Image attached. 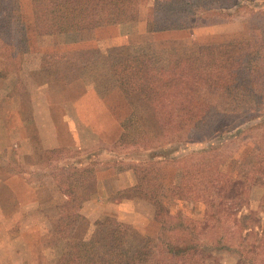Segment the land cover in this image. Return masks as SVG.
I'll return each mask as SVG.
<instances>
[{
    "label": "rangeland",
    "instance_id": "obj_1",
    "mask_svg": "<svg viewBox=\"0 0 264 264\" xmlns=\"http://www.w3.org/2000/svg\"><path fill=\"white\" fill-rule=\"evenodd\" d=\"M210 1L214 5L213 10L203 15L191 16V20L186 23L191 24L189 27L153 32L155 34L148 41L152 44L151 51L147 52L150 63L160 72L175 57L191 54L201 45H215L234 40L247 41L250 44L256 85L253 91L204 88L194 85L188 90L184 103L186 119L190 118L189 113L195 108L196 102L211 105L217 113L210 127L196 135L189 132L188 123L185 122L177 134L163 137L153 116H151L154 121L153 129L151 130L152 127L148 125L147 133L140 134L139 131H142V127H146L149 122L148 118L145 122L143 117L127 115L130 111L122 108L121 111L125 115L120 114L117 118L132 130V133H127L129 139H132L130 141L123 134L128 143L132 144L142 135L147 137L146 142L139 141L136 145L120 144L118 146L113 143L103 144L81 151L71 148H45L51 147L53 141L50 139L56 137V134L63 138L67 137L68 133L64 130L65 125L62 122L64 117L47 116L44 114V108L36 109L38 114L32 115L34 110L28 108L27 102L31 105L34 101L19 100L17 97L19 92L23 93V96H25L24 93H32L34 85L32 81L26 84L17 83V67L9 82L2 81L0 77V264H43L60 254L64 255L62 252L66 250L89 263L101 264L108 260V252L112 251V247L107 239L106 242L105 237H111L112 228L109 223L117 224L116 218L114 220L106 216L104 222L108 223L99 225V231H97V224L93 229L89 227L90 221H82V225L79 226V221L75 220L74 223L72 222L74 227L71 228L69 225L71 222L68 224L69 221L65 219L69 218L72 212L64 210L68 205L61 200L60 191L64 190L70 195L77 192L80 197H83L90 192L85 187L93 188V181L78 186L74 176H70L74 180L70 179L69 174L80 168L73 165L79 160L84 159V161L87 160L85 163H88L90 159L98 165L119 169L127 168V165L132 163V161H122L121 158L124 155L135 156V159L140 157L141 160L136 159V162L149 163L148 160L159 159L164 154L176 157L182 152L211 146L214 148L213 152L219 168L225 173L237 176L241 169L247 168V161L250 160L253 152L264 149V125L251 127L253 121L264 120V0H249L244 4H240L239 0H232V2L225 0L230 8L228 11L221 12L217 10L221 4L218 0ZM152 4L153 0L139 1L138 9L145 15V20L153 10ZM12 5L5 4V10L7 11L9 7L13 8ZM13 18L12 16L9 21L12 23L10 28L6 18L0 19V40L2 38L4 41L7 38L2 37V34H12V31L15 32L13 29H17ZM31 33V31L27 32L26 45L35 44ZM42 37L41 46L46 51L55 45V42H60L57 38L52 40L49 35ZM79 37L81 38L79 41L71 42L80 43L82 39L86 42H94L92 36ZM16 38L17 35L13 40ZM139 41L142 39H138V43ZM131 42L133 43L132 40L129 43ZM16 43L17 40L14 41V44ZM140 52H144L142 47L124 49L116 53L112 59L116 63L124 59L140 57ZM48 53L50 52H43L42 69L36 76L40 82L36 84V96L45 93H61L66 89L64 83H56L62 78L59 68L51 63L53 59ZM101 77L102 74L97 75L91 69L89 75L79 76V82H72L67 90L81 91L83 87L79 84L80 79L83 78L85 82H89L90 79L97 84L96 81ZM63 80L71 82L75 79L73 76H66ZM77 84H79L78 87ZM39 101L36 100L37 103ZM256 115H259L256 120L249 119ZM129 118L132 120L127 122ZM53 124H56L55 126L61 131L50 132L49 129L53 127ZM136 126L140 129L139 131L135 128ZM208 142L212 144L209 145ZM152 154H155L157 158H150ZM201 156L196 154L193 158L199 160ZM98 159L101 161L99 162ZM158 164L162 169L157 182H145L142 185L156 201V205L152 201L148 203L155 208V221L170 225L178 220L177 217H180L186 225L195 227L199 252L191 257L196 264H264V185L252 186L248 191L249 199L243 202L239 214L247 227L243 234L245 241L252 244L250 247L245 245L239 248L241 254L244 252L245 254L237 256L235 251L238 248L239 234L231 229L224 216L219 218L220 222H213L210 217L212 211L208 205V197L192 204L184 202L179 195L178 162H157L154 166ZM92 165L90 162L88 166L93 170ZM37 185L39 193L33 195L32 190L36 189ZM123 210L127 213V220L136 217L137 212L139 220L149 214L148 209L141 205H126ZM150 224V226L147 225V233H154L155 228L152 223ZM115 228L116 230L113 231L122 232L124 236L131 235L132 239L121 246V253H133L139 247V243L144 240L141 239L143 235H146L145 228L142 230L137 225L126 221H119ZM69 234L70 243H65L66 236ZM90 239L91 241L97 239L99 242L93 243ZM216 240L220 241L221 247L216 246ZM153 241H155L153 247L156 250L152 255H155V260L149 264H180L182 260L160 254L162 247L158 237ZM205 243L212 244L214 247L206 248ZM129 262L123 260L125 264Z\"/></svg>",
    "mask_w": 264,
    "mask_h": 264
},
{
    "label": "trees",
    "instance_id": "obj_2",
    "mask_svg": "<svg viewBox=\"0 0 264 264\" xmlns=\"http://www.w3.org/2000/svg\"><path fill=\"white\" fill-rule=\"evenodd\" d=\"M139 1L31 0L35 31L39 35H48L134 21L138 17ZM218 1L221 3L217 7L218 12L228 11L229 3L225 0ZM248 1L239 0L240 4ZM152 7L153 10L145 21L148 32L187 28L191 25L186 24L191 20V16L212 11L214 5L210 0H153ZM249 45L247 41L240 40L201 45L191 54L179 55L172 59L164 66L162 72L152 66L148 55L118 61L114 64V70L125 90L136 91L145 99L163 137L177 134L185 122L188 123L189 132L196 135L210 127L217 113L211 105L196 102L195 108L189 113L190 118L186 119L184 103L188 90L194 85L204 88L253 91L256 85L253 56ZM258 117L259 115H256L249 119L256 120ZM253 122L251 127L264 125V120ZM139 141L146 142L147 137L142 135L133 142L134 144H129L122 134L115 145H136ZM208 144L211 145L212 142ZM213 149L209 146L205 149L182 152L176 157L164 154L159 159H155L157 156L152 154L150 158L155 160H148L149 163L136 162V159L141 160V158L135 159V156L124 155L121 160L132 161L127 168L134 172L138 183L121 191L119 198H143L156 205L155 198L142 187L143 183L157 182L162 167L160 164L154 166L155 163L178 162L179 195L184 202L192 204L208 197V205L212 211L210 217L213 222H220L219 218L224 216L231 229L238 232L239 241L235 254L242 256L245 252L241 254L239 248L245 245L250 247L252 243L245 241L243 233L247 227L239 214L244 200L249 199L248 191L251 187L264 185V149L253 152L250 160L247 161V168L241 169L237 176L225 173L219 168ZM196 154L202 155L199 160L193 158ZM89 162L93 164L92 160ZM70 176H74L75 180ZM69 177L78 186H83L92 181L93 170L88 166L86 169L69 174ZM85 189L92 190L88 189V186ZM177 219L174 224L161 223L158 232V241L162 247L160 254L182 260L180 264H196L191 257L199 252L195 227L186 225L180 217ZM123 236L122 232H112L113 252L117 253L120 250ZM219 240L215 243L218 247L221 244ZM153 244L155 245V241L146 238L135 250V260L150 262L153 251L156 250ZM204 247L213 248L214 245L205 243ZM57 264L94 263L73 256H63Z\"/></svg>",
    "mask_w": 264,
    "mask_h": 264
},
{
    "label": "crops",
    "instance_id": "obj_3",
    "mask_svg": "<svg viewBox=\"0 0 264 264\" xmlns=\"http://www.w3.org/2000/svg\"><path fill=\"white\" fill-rule=\"evenodd\" d=\"M5 4H13V8L9 7L6 11ZM12 16L14 17V23L17 24V29H13L15 32L12 31V34H2V37L5 36L7 38L4 41L2 38L0 40V77L2 81L6 80L9 82L10 78L14 75V69L17 67L16 78L18 82H16L26 84L32 81L31 83L34 85L32 93H24L25 96H23V93L19 92L17 97L19 100L27 99L34 101L31 105L27 102L28 108H33L34 110L32 115L38 114L36 109L44 108V114L47 116L64 117L62 122L65 125L64 130L68 133L67 137L63 138L56 134V137L50 139V141H53L51 147L45 148H71L81 151L103 144L111 145L113 143L115 145L121 134H125L129 141L132 140L127 136V133H132V130L123 125V122L117 118L120 114H124L121 111L122 108L130 111L127 112V115H131L132 117H143L145 122H147L146 118H148L149 122H147L146 127H142V131H139L140 129L137 128L140 125L135 127L140 134L143 132L147 133L148 125L152 127L151 130L153 129L154 121L151 118L153 113L150 106L138 92L125 90L118 74L114 70L115 62L113 60L116 53L124 49L130 50L131 48L135 49L138 47L143 48L144 52H140L141 55L149 56L147 52L151 51L150 47H152V44L148 41L151 40V36L155 33L146 30L145 15L141 12L138 13L137 21L48 34L52 40L57 38L60 41L55 42V45L51 46L48 51L44 50L41 46L43 35H39L35 31L31 0H0V19L6 18L9 28L10 24L12 25V23H9ZM28 31L32 32L31 35L34 36L35 44H25ZM15 35H17L15 39L17 40L16 44H14L15 40H13ZM79 36H92L94 42H86L83 41L84 39L80 43L71 42L73 40L79 41L81 39ZM138 39L147 42L143 43L139 41L138 43ZM9 40L13 42L11 43ZM131 40L133 43H129ZM43 52H50L48 54H51V58L53 59L51 63L59 68V74L62 79L56 81V83L65 84L66 89L64 92L45 93L36 96V84H40L36 76L40 74L42 69ZM3 69H6V71L3 72ZM91 69L97 75L102 74L101 79L96 81L97 84L94 81H90V79L89 82H85L82 78L79 84L83 87V90L77 92L67 90L72 82H79V76L83 74L89 75ZM66 76H73L75 80L71 82L64 81L63 79ZM79 84L76 86L78 87ZM23 90L25 91L24 86ZM36 100L40 101L37 103ZM131 120L132 118H129L126 121L129 122ZM126 124L130 125L131 123ZM55 125L53 124V127L49 129L50 132L53 131L54 133L57 131L58 133L61 131ZM134 132L137 131L134 130ZM89 160L88 163H85L87 160H79L73 163V165L80 167L78 170H83L90 165ZM98 161L100 162L101 160L98 159ZM92 167L93 188L87 195L84 194L83 197H80L77 192L70 195L64 190H61L59 193L61 200L67 202L68 205L64 210L72 212L69 218H65L69 221L68 224L71 222L69 224L71 228L74 227L72 222L74 223L75 220L79 221V226L82 225V221H90V223L87 222L90 225L89 227L93 229L95 224H97V231H99V225L102 226L108 223L104 222V218L107 216L113 219L116 218L114 220L117 224L119 221H126L129 224L137 225L142 230L145 228L146 235H143L141 239L150 238L154 240L158 237L161 222L155 221V208H153V205L143 198H119L121 191L137 185L138 181L133 171L122 167L113 169L96 163H93ZM38 190L39 187L37 185V188L32 190L33 195H37L39 193ZM126 205L144 206L148 209L149 214L139 220L137 212L136 217L127 220V213L123 210ZM150 223L155 228L154 233H147V227L151 225ZM117 224L109 223L112 232L116 230ZM112 232L111 237H105V240L107 239L110 245ZM130 236H123L122 243L125 244L129 243L130 240L132 241ZM69 237L70 234L66 236L67 241L65 243H70ZM93 240L91 241L90 239V242H99L97 239ZM144 240L139 243V246ZM62 253L64 255L60 254L43 264H57L63 256L75 257L67 250ZM108 253V260L101 264H125L123 260L130 261L129 264H149L152 260H155L154 255L148 263L138 262L134 258L135 251L133 253H121L119 250L117 253L113 251H109ZM76 258L84 260L80 257Z\"/></svg>",
    "mask_w": 264,
    "mask_h": 264
}]
</instances>
